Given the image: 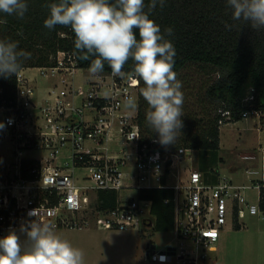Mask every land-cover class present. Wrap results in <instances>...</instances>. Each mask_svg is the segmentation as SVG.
I'll list each match as a JSON object with an SVG mask.
<instances>
[{"label":"built area","instance_id":"obj_1","mask_svg":"<svg viewBox=\"0 0 264 264\" xmlns=\"http://www.w3.org/2000/svg\"><path fill=\"white\" fill-rule=\"evenodd\" d=\"M57 59V65L37 69L42 75L71 76L81 69L70 53L59 52ZM28 69L16 76L12 99L0 85V122L5 124L0 130V238L10 230L19 235L21 226L35 219L55 230L79 229L91 221L102 230L137 228L148 220L152 208V202L140 199L138 192L155 188L174 193L165 202L174 206L179 246L165 251L148 247L147 257L153 263L216 264V243L227 225L242 229L244 215L264 221V147L260 156H243L254 163L245 169L248 184L221 173L213 182L214 173L202 172L192 163L186 172L181 169L192 149H162L158 139L142 143L138 113L124 106L127 96L138 105L141 82L134 73L125 72L121 78L101 72L98 79L54 87L35 99ZM62 82H67L64 77ZM261 115L252 109L243 118ZM223 116L221 126L232 123L229 112ZM111 141L130 145V152L124 146L120 151L125 156L110 155ZM30 152L36 156H27ZM130 189L137 191L136 197L123 198L122 192ZM101 191L118 192L114 208L98 207Z\"/></svg>","mask_w":264,"mask_h":264},{"label":"trees","instance_id":"obj_2","mask_svg":"<svg viewBox=\"0 0 264 264\" xmlns=\"http://www.w3.org/2000/svg\"><path fill=\"white\" fill-rule=\"evenodd\" d=\"M28 11L23 19L0 13V39L19 42V48L31 54L24 60L22 68H40L57 65L59 52L75 56L78 68L88 69L89 61L78 58L74 47L75 35L70 27L57 25L53 30L44 27L49 16L47 5L59 0H26ZM149 0H145L147 5ZM147 11V8L145 9ZM165 34L166 28L173 29V35L167 36L176 50L174 71L179 74L191 65L208 66L219 76L208 86L205 96L215 108V115L205 110L203 120L197 129L191 128L188 137L177 140L175 144L159 146L162 149H192L199 152L198 168L211 175L213 182L218 181V164L224 162L220 157L221 125L225 119L223 112H229L232 123L241 121L243 113L256 109L264 115V29L255 30L243 21H235L226 0H165L164 7L159 5L150 14ZM138 36V31H137ZM21 68V69H22ZM134 62L130 59L123 71L134 73ZM111 70L105 63L102 73ZM141 82V88L144 84ZM0 85L5 96L14 97L16 76L5 79L0 77ZM141 94V93H140ZM140 96V95H139ZM249 96L254 100L246 101ZM141 98V97H140ZM139 98V99H140ZM144 99L138 101L137 124L150 134L148 139L142 134V143L158 139V135L146 124ZM202 123V124H201ZM119 194L115 191H101L98 207L111 209L116 206ZM142 200L152 202L151 214L155 217V229L164 232L174 226V206L166 203L172 200L174 193L169 189H142L138 192ZM264 208V203H262ZM239 229V227H236Z\"/></svg>","mask_w":264,"mask_h":264},{"label":"clouds","instance_id":"obj_3","mask_svg":"<svg viewBox=\"0 0 264 264\" xmlns=\"http://www.w3.org/2000/svg\"><path fill=\"white\" fill-rule=\"evenodd\" d=\"M164 4L165 0H149L147 5L145 0H59L47 5L50 14L43 24L49 30L57 25L71 28L78 58L91 61L88 72L92 76L103 72L106 63L113 76L123 78L124 66L131 59L137 82L144 84L140 93L148 105L145 122L158 135L157 142L168 146L175 144L183 128L184 94L173 70L176 50L166 38L173 35V29L166 28V35L162 34L150 19L157 5L163 8ZM226 4L233 20L264 29V0H226ZM27 11L26 0H0V13L23 19ZM30 56L18 41L0 39V77L17 76ZM124 106L134 110L135 98L127 96ZM4 128L0 122V130ZM20 231L24 241L15 230L0 238V264H85L83 251L58 235L52 224L35 219Z\"/></svg>","mask_w":264,"mask_h":264},{"label":"rangeland","instance_id":"obj_4","mask_svg":"<svg viewBox=\"0 0 264 264\" xmlns=\"http://www.w3.org/2000/svg\"><path fill=\"white\" fill-rule=\"evenodd\" d=\"M25 73L36 86L35 99L43 98L54 87L65 88L67 84L70 86L74 80L78 86L87 83L89 79H98V74L92 76L88 69L82 68L77 69L73 76L65 72H58L55 75L51 72L42 75L37 68H31ZM218 76V72L201 65L188 66L177 74V79L182 82L181 90L184 94V116L181 118L183 128L177 140L188 137L191 128L197 129L199 121L204 118L205 110L215 115V108L207 101L205 93L208 86ZM63 77L66 83L62 82ZM140 97L144 99L141 94ZM143 101L146 106L144 109L141 108V111L145 117L148 105L145 100ZM132 111L136 115L139 113V103ZM139 129L143 131L142 134L144 133L146 139L150 137L145 129L140 127ZM220 135L219 155L224 162H219L218 173H221L223 178L248 184L249 177L245 169L254 166V163L244 160L243 156L246 154L261 155L260 151L264 147V115L260 118L253 116L236 123L224 124L220 128ZM119 142H108L110 155L125 156L120 151L124 146L126 152L129 151L130 145L126 146L124 142L122 144ZM27 156H36V153L30 152ZM190 157L181 164L184 172H186L184 168L191 163L198 167L199 152L192 151ZM136 195L137 191L130 189L122 192L121 196L133 198ZM148 217V220L143 221L141 226L126 231L98 229L93 221L79 229L55 231L74 247L83 251L85 264H159L151 262L147 257L148 247L156 246L157 250L165 251L170 247H178L179 242L175 237V225L164 232H158L154 226L155 217L152 215ZM243 220L242 229L232 228L229 224L225 232L221 234L216 243L218 249L216 264H264V221L248 215H244ZM149 221L153 224L151 225ZM19 236L22 241L26 238L23 232H20Z\"/></svg>","mask_w":264,"mask_h":264},{"label":"crops","instance_id":"obj_5","mask_svg":"<svg viewBox=\"0 0 264 264\" xmlns=\"http://www.w3.org/2000/svg\"><path fill=\"white\" fill-rule=\"evenodd\" d=\"M28 70H29V69H28ZM74 82H76V81L74 80ZM63 88H64V87H63ZM150 215H152V214H150ZM150 215H149V216H150ZM152 216H153V215H152ZM149 223H150L151 225L153 224L151 221H149ZM237 226H238V225H237ZM237 226H235V227H237ZM231 227H232V226H231ZM238 227H239V226H238ZM232 228H234V227H232ZM240 229H241V228L239 227V230H240ZM225 230H226V229H225ZM225 230H224V232H225ZM152 247L154 248V247H156V246H152Z\"/></svg>","mask_w":264,"mask_h":264}]
</instances>
